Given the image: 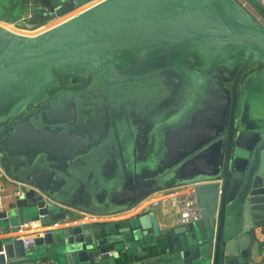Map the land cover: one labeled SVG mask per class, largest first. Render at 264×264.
Segmentation results:
<instances>
[{"label":"water","instance_id":"95a60500","mask_svg":"<svg viewBox=\"0 0 264 264\" xmlns=\"http://www.w3.org/2000/svg\"><path fill=\"white\" fill-rule=\"evenodd\" d=\"M18 1L23 18L18 25L32 31L94 0ZM16 36H7L5 41L0 38L3 43L13 39L23 43L8 57L0 58V166L11 178L21 180V184H14L0 203L1 234L18 232L25 223L48 226L80 218L79 212L56 201L51 169L35 165L29 171L9 151L11 137L18 128L45 118L44 109L51 106L40 101L49 90L63 87L66 76L74 75L80 68L96 73L104 67L109 69L114 59L127 50L196 45L202 52L218 54L244 49L245 60L235 73L229 108L214 68L208 74L193 76V87L171 106L152 105L150 117L158 116L159 124L178 118L176 127L161 138L145 136L132 141L140 153L132 171L123 180L115 177L108 185L113 189L110 200L122 198V203L111 210L114 214L133 210L158 189L189 185L198 200L200 220L161 229L153 209H146L126 218L49 229L44 236L37 235L29 248L23 246L20 237L2 238L0 264H36L44 259L54 264H126V254L146 257L159 239L162 248L157 257H152L154 264H264L258 240V231L264 234V126L250 127L251 121L243 110L237 112L242 72L250 63L264 64V28L239 3L104 0L37 37ZM224 69L232 72L230 68ZM169 72L180 74L175 68L165 73ZM63 74L66 76L60 80ZM206 75H212L213 80ZM203 77H207V95L201 93ZM106 82L117 85L116 91L132 92L146 85L139 79L112 78ZM98 99L86 101L88 105L72 104L71 110L62 107L68 109L66 114L55 113L62 118L90 119L97 125L106 116L105 104ZM210 106L216 111L207 112ZM130 120L132 127L137 128L139 121ZM169 141L174 146V141L191 145L185 149L183 145L179 150L176 147L174 152L168 148ZM157 142L160 143L154 151ZM87 209H91L88 204Z\"/></svg>","mask_w":264,"mask_h":264},{"label":"crops","instance_id":"0c3cea01","mask_svg":"<svg viewBox=\"0 0 264 264\" xmlns=\"http://www.w3.org/2000/svg\"><path fill=\"white\" fill-rule=\"evenodd\" d=\"M21 14L18 0H0V23L7 26L0 24V38L4 39L3 41H5L7 36L17 35L22 38H28L37 37L45 33L41 25L32 31L21 28L18 25V21L23 19ZM9 27L23 33L13 31ZM17 46L18 43H15V39L8 43L0 42V58L2 56L8 57ZM259 65L264 66V64ZM234 71L233 69L229 74L225 69L220 70V78L224 81L221 82L220 79V91L225 99L227 96L226 104L228 108L230 105L229 95L231 94V87L226 86L225 81L231 73L233 75ZM249 74L248 72L242 79L243 89L240 88L238 90L240 106H238L237 112L240 113V110L241 112L243 110L246 119L251 121L252 126L250 127L264 126V90L252 91L255 94L250 92L251 90H249L248 86L251 81H249V78H254L255 74L250 77ZM256 74H264V67L260 71L258 70ZM206 76L208 77V75ZM209 79L213 80L212 75ZM203 88L201 93L207 95L206 86ZM198 92L200 93V91ZM245 96H249V101H245ZM68 107L71 110L72 106ZM206 110L209 113L216 111L213 106L207 107ZM42 119L31 120L26 122L23 128H18L11 137L13 152L10 148L9 151L12 153L13 158L21 160L29 171L32 170L30 167L35 165H38L36 168L51 169L53 171V193L57 198L56 201L59 204L68 205L74 211L79 212L80 218L68 223H55L48 226H42L39 222H31L28 228L21 226L18 232L0 233V239L10 237H20L22 239L32 233L46 229L69 227L82 222L126 218L146 209H153L157 217L158 226L161 229L178 223L180 210L178 206L173 204V200L187 191V189L180 187L158 189L143 199L133 210L119 214L112 213L111 210L117 207L118 203H122V198L114 197L113 199H116V201L110 200L109 196L113 189L109 188L108 185L113 182L111 180H114L115 177L123 180L127 174L129 175L133 169L134 162H131L128 157H136L140 154L136 145L132 144L133 147L130 148L128 141L126 145L113 132V127L121 122H117L115 119L107 117V115L104 119H100L97 125L93 123V120L78 119L74 118V116L68 118L53 117L50 119L45 117ZM127 123L129 124V122ZM170 142L168 143V148L174 150V152L176 147L179 150L181 146L183 148V145L184 149L191 145L187 141H174L175 146L174 144L170 145ZM159 143H155L154 151L158 148ZM140 148L144 149V146ZM162 150H165V148L163 147ZM208 152L204 153L202 157H206ZM141 154H144V152ZM18 183L21 184V180L11 178L1 168L0 203L8 197L14 184L18 186ZM19 190L21 191V186ZM154 201H158V205L153 206ZM87 204L91 209H87ZM258 240L260 243L264 240V234L260 231H258ZM158 243L156 247L151 248L150 254L146 257L126 254V264L156 263L155 258L152 257H157L161 250L162 239H159ZM0 254H3V252H0ZM36 264L54 263L49 259H44Z\"/></svg>","mask_w":264,"mask_h":264},{"label":"flooded vegetation","instance_id":"af4514ba","mask_svg":"<svg viewBox=\"0 0 264 264\" xmlns=\"http://www.w3.org/2000/svg\"><path fill=\"white\" fill-rule=\"evenodd\" d=\"M89 3L59 18L53 23L42 25V29L48 27L49 29H46V31H49L63 25L87 9L88 7L86 8V5ZM20 44L21 43H19L17 47H20ZM201 52L202 51L196 45H184L181 48H155L147 51L127 50L121 52L118 57L114 59L109 69L104 67L96 73V71L80 68L77 70V74L75 73L69 76L63 74L59 78L62 80L66 76L63 87L49 90L47 97L40 101V103L51 106V109L50 107L44 109L45 117L47 119L53 118L56 115V111H60L58 114H66L69 112L68 109L64 108L66 109L65 111L62 107L72 104L76 106L82 103L88 105L90 103L86 101L99 98L98 100L103 101L105 104L107 117L121 122L113 127V132L116 134V137L120 141L122 140L125 142V144L128 141L130 148L133 147L132 141L136 138H145V136H160L161 138L163 134L171 132L172 129L176 127L178 118L168 119L159 124L158 120H160V118H158V116L154 115L150 117V115L153 114L150 112L152 111V105L169 103L171 106L177 99L184 98L185 92H187V90L189 92V89L193 87V76L199 77V74H208L213 68V71H216L215 78L221 79V82H224L223 79L220 78V70H224V67H226L228 69H234L236 73L245 60L244 49L232 50L229 52L222 51L218 54L209 53L207 51ZM220 63L222 64L219 66ZM263 67L264 66L259 64L250 63L239 78L238 90L240 88L243 89L242 77L248 72L250 73L249 77L255 74L254 78H249V81H251V84L248 86L249 90H251L250 92L253 94L254 92L252 91L258 89L264 90V74H256V72H258V70L260 71ZM174 68L177 69L180 74L172 72L165 73ZM112 78H116L117 80L139 79V81L142 80L146 85L144 89L137 91H116L114 89L119 88L117 85L106 84V81L109 82ZM203 78L202 87H205L207 77ZM99 80L101 82L105 81V84L99 85ZM162 81L164 84H161ZM232 84L230 87H232ZM119 97H122V99L119 100ZM200 99H202V97H200ZM245 101H249V96H245ZM56 107H60L61 109ZM155 110L156 108L153 109V111ZM80 111L82 115L84 110H77V113ZM131 118H135L139 121L137 128L132 127ZM187 118L188 117L182 118V121H185ZM127 122H129V124ZM189 123H191V121ZM128 158L131 162H135L136 157Z\"/></svg>","mask_w":264,"mask_h":264},{"label":"built area","instance_id":"2783aa9c","mask_svg":"<svg viewBox=\"0 0 264 264\" xmlns=\"http://www.w3.org/2000/svg\"><path fill=\"white\" fill-rule=\"evenodd\" d=\"M47 28L48 27H45L43 31L45 32ZM0 170H1V166H0ZM180 188L187 189V191L180 194L173 200V204L178 206L180 210L178 223L184 224V223H189V222L200 220L201 219L200 207H199L198 200H197L195 193L189 190V185H182L180 186ZM156 205H158V201L153 202V206H156ZM22 227L28 228L29 223L23 224ZM48 230L49 229L38 231V232L32 233L29 236L23 237L22 238L23 246L25 248L31 247L34 243L35 237L37 235L41 237L44 236V234L48 233ZM260 247L264 251V240L262 241V243H260Z\"/></svg>","mask_w":264,"mask_h":264},{"label":"rangeland","instance_id":"374dc122","mask_svg":"<svg viewBox=\"0 0 264 264\" xmlns=\"http://www.w3.org/2000/svg\"><path fill=\"white\" fill-rule=\"evenodd\" d=\"M235 1L239 3V5H241L243 9L264 28V2L263 0H235ZM234 75H235V71L233 72V75H230L229 78L225 81L226 86L230 87V85L232 84ZM54 117H60V115L56 114Z\"/></svg>","mask_w":264,"mask_h":264},{"label":"bare ground","instance_id":"6f19581e","mask_svg":"<svg viewBox=\"0 0 264 264\" xmlns=\"http://www.w3.org/2000/svg\"><path fill=\"white\" fill-rule=\"evenodd\" d=\"M97 0H95V1H93V2H91V3H89L88 5H86V8L88 7V8H90V7H92V6H94V5H96L97 3H100L102 0H98L97 2H96ZM96 3V4H95ZM1 25H4L5 27H7L6 26V24H3V23H0ZM10 29H12L13 31H16V32H19L17 29H13V28H11V27H9ZM19 33H23V32H19Z\"/></svg>","mask_w":264,"mask_h":264}]
</instances>
